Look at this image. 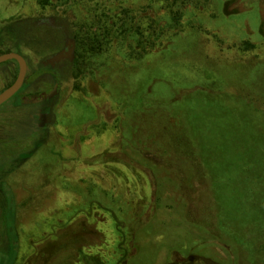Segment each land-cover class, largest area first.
Instances as JSON below:
<instances>
[{"label": "rangeland", "instance_id": "rangeland-1", "mask_svg": "<svg viewBox=\"0 0 264 264\" xmlns=\"http://www.w3.org/2000/svg\"><path fill=\"white\" fill-rule=\"evenodd\" d=\"M108 2L0 0V55L17 53L28 63L24 87L0 107V264H11L15 255L14 264H85L80 251L115 264L123 254L119 203L114 208L91 196L75 202L85 188L75 185L93 181L137 193L133 205L148 225L131 237L128 264H224L226 247L241 240L250 255H264V225L255 231L231 225L224 246L188 223L176 201H158L152 164L163 161L172 172L188 167L125 141L122 109L126 96L134 105L140 88L158 78L163 97L183 99L214 176L228 184L221 191L263 203L264 0ZM127 13L129 29H120ZM68 40L72 57L51 63ZM18 74L16 60L0 65V94ZM57 85L51 99L33 102ZM41 112L48 124L34 132ZM166 116L161 109L137 114L131 137L135 128L168 148L178 136L189 137L185 121ZM198 183L190 202L204 216L208 196ZM140 194L149 199L144 203ZM197 237L202 242H186ZM204 240L215 252H200Z\"/></svg>", "mask_w": 264, "mask_h": 264}, {"label": "trees", "instance_id": "trees-1", "mask_svg": "<svg viewBox=\"0 0 264 264\" xmlns=\"http://www.w3.org/2000/svg\"><path fill=\"white\" fill-rule=\"evenodd\" d=\"M40 3H46L48 0H38ZM116 0H111L108 2V5L114 3ZM126 18L123 20L122 17L119 18L120 22L118 27L123 29L128 28V17L129 13L126 14ZM41 23H45L44 20H39ZM113 26H117V24H113ZM159 33L157 40H160L163 36L164 28H159ZM73 43L71 40H68L67 45ZM5 54V53H3ZM161 80L158 78H154L151 82H146L144 86H142L139 90L138 99L135 97L136 103L132 105L130 99L132 97L126 96L124 98V102L122 104L123 111H127L125 114V119L123 122L125 123L124 132L126 133L124 136L125 141H130L134 145L142 146L150 151L156 152L162 158H167L170 160H174L181 164L182 166H187L185 168L186 172H180L177 167L174 166L175 171L167 170L165 166L167 165L163 161L161 163L152 164V173L153 176H156V185H157V193H158V201L160 202L162 198L171 199L173 202L176 201L177 205H181L180 207L185 210V219L188 223H191L195 228L204 231L206 234L212 237L211 240L214 239L215 242L219 244H223V241L226 240V236H231L230 226L233 224H239L244 227H252V230L255 231V227L263 226L264 223V202L258 203L256 200L252 199L251 201L244 202L238 200L241 198L238 192L232 191L233 196L230 199L225 192H222L224 188L227 187V183L223 177L218 180L216 176H214V170L210 165L207 157V147L203 143L202 138L198 136V131L196 125L192 121L190 115L185 113V106L183 104V99L178 98L176 95L171 94L169 97L165 98L161 94L163 90H161ZM153 90V93H152ZM58 92V89L55 87L52 94H45L40 97H37L33 100L36 103L39 100H49L53 97L55 93ZM161 92V93H159ZM19 94V93H18ZM254 94V93H252ZM132 95V94H131ZM257 100H261L260 95L254 94ZM133 96V95H132ZM264 102L263 100H261ZM10 102V101H9ZM8 102V103H9ZM185 108V109H184ZM158 109L163 110L167 115V119L169 121L172 120H181L186 122L187 128H189L190 135L189 137L186 135H180L174 139V147L168 148L165 147L158 139L153 138L152 136L143 137L139 136L136 132L137 130L134 128L131 137V125L133 124V120L137 114H143L144 112H154L158 111ZM193 110H195L193 108ZM196 114V112H193ZM160 119V117L158 116ZM39 122L34 123V132H39L45 129L48 124V114L45 112L38 113ZM136 130V131H135ZM134 138L136 140H134ZM190 138V139H189ZM189 139V140H188ZM161 158V159H162ZM14 166V162L12 164ZM199 172L197 175H190L192 171ZM188 171H191L188 174ZM160 172V173H159ZM175 174L179 177H175ZM181 174L185 176L181 177ZM66 184L70 187V182L68 179H65ZM201 182L202 185L200 190L202 189V194H206L208 196V205L204 208L202 213L204 216H199V212L193 208V205L190 202V197L195 193V188L199 187ZM219 182H221L219 184ZM117 182H114L107 186L101 188L100 183L97 181L93 182H85V183H77L75 185L76 188H84L81 194L76 195L75 202L84 201L87 197L91 196L93 198H101L103 202L111 203V205H115L119 203V209H121V214L115 213L118 220L121 223L117 224V229L121 233L120 246L119 250L123 251V254L120 258L115 261V264H128L129 263V245L132 243L131 237H135V235L144 229L148 223L144 222V219L136 211V207L133 205V200L137 197L136 192L126 193L122 185H115ZM226 186H221V185ZM90 184V185H89ZM67 186V185H66ZM101 188L99 190L98 188ZM186 189V194H181V189ZM98 189L99 192L95 193V190ZM118 190V193H116ZM190 193V194H189ZM228 193V192H227ZM91 194V195H90ZM229 194V193H228ZM139 196V192H138ZM141 196V194H140ZM149 198H142L141 201L144 203ZM158 201L155 202L157 206ZM201 200L200 204L201 205ZM71 203V202H70ZM227 203H231V206H227ZM255 208V209H252ZM136 220V222H135ZM195 237V236H194ZM203 239L191 238L186 242L188 244H193L192 242H202ZM17 243V242H16ZM196 243V244H197ZM203 245L198 246L201 253L215 252L214 248L210 243H207L205 240L202 243ZM16 245V250H18V243ZM233 245V244H231ZM264 244H262V249ZM197 246V245H196ZM225 246V245H224ZM228 250L226 251L225 258L221 257L222 263L228 264H262L260 261L263 259L264 255L259 254L254 257L249 254L248 248L244 242H242L239 246H230L226 247ZM237 249V250H236ZM80 261L85 264H114L106 262L103 259L101 254L93 255L87 254L83 251L79 253ZM117 257V256H116ZM14 264L17 257L15 255L12 258ZM4 258L2 259V262ZM201 264H205L200 262ZM165 264H196L195 262H169Z\"/></svg>", "mask_w": 264, "mask_h": 264}, {"label": "water", "instance_id": "water-1", "mask_svg": "<svg viewBox=\"0 0 264 264\" xmlns=\"http://www.w3.org/2000/svg\"><path fill=\"white\" fill-rule=\"evenodd\" d=\"M72 53H73V49H72ZM72 53L69 52L67 54V50H65L54 56V58H52L50 62L54 63L56 61H60L65 57L71 58ZM11 60H16L18 62L19 74L15 82L0 94V107L5 103H7L8 101H10L14 96H16L21 91V89L25 85L28 74V63L22 55L17 53H5L0 55V65Z\"/></svg>", "mask_w": 264, "mask_h": 264}, {"label": "flooded vegetation", "instance_id": "flooded-vegetation-1", "mask_svg": "<svg viewBox=\"0 0 264 264\" xmlns=\"http://www.w3.org/2000/svg\"><path fill=\"white\" fill-rule=\"evenodd\" d=\"M73 47H74V44L73 43H71V44H69V46L67 45V54L70 52V53H72V49H73ZM56 88H58V85L56 86Z\"/></svg>", "mask_w": 264, "mask_h": 264}]
</instances>
